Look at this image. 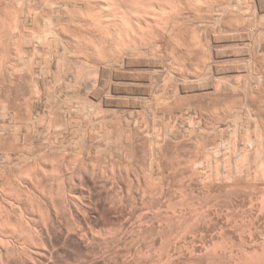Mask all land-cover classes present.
Listing matches in <instances>:
<instances>
[{
    "label": "bare ground",
    "instance_id": "bare-ground-1",
    "mask_svg": "<svg viewBox=\"0 0 264 264\" xmlns=\"http://www.w3.org/2000/svg\"><path fill=\"white\" fill-rule=\"evenodd\" d=\"M81 1L86 3L85 6H86L87 13H85V14L87 15L86 17L88 18V19L86 18V20H89V23H85V22L79 23L78 20H77L78 23H69L68 22L69 20L67 19L68 23L67 24L64 23V24H66V26H68L70 24L72 26H79L81 28L87 27L88 29L91 28V30L94 29L98 32L97 36H98V39L100 41L113 43L114 44L113 47L115 46V48H117L116 52L118 50V53H120V58L117 60L119 62V67L116 66L117 67L116 68L114 66L113 67L114 69L112 68L113 70L106 69L107 66L109 67V65L110 66L113 65L112 62H114V64L117 62V61L115 62L114 60L109 59V57H108L109 60L104 59L105 61H103V62L107 61L109 63H104V65L100 63L103 71L105 69V71H107L108 75L114 79L113 81L111 80L112 78L110 79L111 82H113L112 84L109 81H105V82H108V84L109 83L111 84V86L109 84V87H107V89H106V90H108L107 91L108 93H104L99 89H94L92 91H90V90L86 91L87 88L89 89L88 85L92 81V80H90L91 79L90 76L93 72L90 74L85 73L84 69L82 68L83 66L82 67L80 66L81 69H83L82 73L79 74L81 72V71L79 72V70H81V69H77V67H76V69L78 70L77 71L78 73L76 72L74 75H71V73H72V71H71L72 67H71V70H70L71 76H67V77L69 79H71L70 77H72V78H74L73 80H75V81L78 80V81L75 83L73 81L71 83L72 80L71 81L69 80L70 84H72V85H69L68 82H66V81L65 82L67 85H65V82L62 81V82H64L63 85H65V86H62V88L60 86L61 90L58 89V92L60 91L62 93V98L58 97L59 100L61 98L62 103L61 104L57 103V104L58 105L60 104L59 105L60 110L63 113H61V111H58V110H57V113L63 114L62 115L63 118L60 120V118H61L60 117L59 121H54L55 119L53 120V118L52 119L49 118L48 114L50 113V115H51L52 113H54L56 111V109L59 107L58 105L56 106L57 108L53 107L54 112H52V110H50V112H49V109H47V111H48L47 115H46V113H44L46 111V109H45L43 112L44 116L43 115H41V117L38 116L39 119H41V120H43L44 117L48 116V117H46V119L43 120L44 122L42 121V123H41L39 121V119L37 118L38 121L41 123L40 126H42V124H44L47 119L52 120L51 121L52 123L48 122V124H46V126L44 124V126H45V127L43 126L44 131L46 130L45 133H44V131H42L43 129L40 130V126L38 124L39 122L35 119V121H37V125L39 126L38 132L36 130L38 128H35L36 126H34L35 124L32 125V127H34V129L36 130L37 133H40L39 136L37 135L35 137L36 132L34 133V131H35L34 129H33L34 130L33 133H34L35 138L23 134L26 132V130L29 131L30 128L27 129V127H31V124L29 122H31V123L34 122V120L32 118L33 116L30 115V117L33 121H31V120L29 121L28 118H27L28 122L26 121L27 119L25 120L27 122V125L25 124L27 127H25L26 130L24 132L21 131L22 134L19 133L14 138H12L13 136H10L11 139H8L9 137L7 139L4 138L7 142V145L4 146V148L0 150V264H183L185 261L194 262L195 264H260V262H258V259L263 258V260H264V221L262 220V217L264 219V157H263L264 156V152H263L264 150H262L261 152H258V151H260L259 148L261 146H263V143H264V140L262 139L263 138L262 134H260V132L255 131L257 134L259 133V135H257V136L255 135V136L256 137L260 136L261 140L259 137L256 139V137L254 136V131L252 132L253 135H251V137L253 136L252 138L255 137L256 141L259 139L258 140L259 143L255 141V144H257V143H258V145L262 144L261 146H258V150H257V145H254L256 147V149L253 147L255 149V151L258 152V154L263 153L262 154L263 156H260V159H261V157H263L262 160L258 159L259 158V157H257L258 154L256 156L251 155L253 152L251 153L252 150L249 151V149H253L252 148V140H251L250 136L248 135L246 137L245 143H249L247 141H249V138H250L251 146L249 148V145H248V148H249L248 151L249 152L245 151L246 147H244L245 146V144L243 143L244 140L243 139L241 140V138H239L241 140V142L238 141V143H242V145L244 144V146L241 145L240 148H242V147L245 148L244 152H246L247 154L246 153L240 154L242 152L240 150L239 151L237 150L236 152H240L239 154L241 155L240 161H238L239 160L238 156L236 157V159H238L236 161H238L239 163L238 162L234 163L233 162L234 158H233V161H229L230 165H231V163L232 164L234 163L238 167L234 166V165L233 166L231 165V167H230L229 164H227L228 166L225 168L224 166L226 164L225 165L223 164L224 165L223 168L225 169L224 170L225 175H223L217 169L216 170L218 172L215 170V168H216L215 162L213 165H212V163H210L212 167L215 166L214 170L217 173L214 170L211 171L212 170L211 166H209V168L211 167V169H209V168L208 169L211 172H214L217 175V178L219 175L218 173H220L222 175V178H223V176H225V179L228 180L226 182V184L228 182H230L231 185L235 184L237 181H235V179L233 177L237 175L236 176V178H237L239 175L237 172H239V173L242 172L243 175H242V173L240 174L241 179H243V177H245L246 179L244 178L245 180H241L238 177L237 179H240V180H238V183H239V181L240 182L245 181V184L247 185V187H250L251 189L252 188L253 189H259L261 191V193L259 194L258 198H256V199L252 198L250 200L248 198L250 201L248 200L249 202L247 204L243 203V201H242V204L246 205L247 211H248L246 213L247 215L245 214L246 215L245 218H242V220H239L237 218V216H235V215H231L229 217L225 216L224 219H221L219 221V225L217 227H214L213 229H209L207 222L212 221V219L206 218L208 215L206 216V215H204V213L199 214V215L196 214L195 212L198 211L196 209H195L194 213H192V214H189V215L185 214L182 211V209L178 206L179 200L177 199L175 192L173 195H171L169 197L170 202H168V204L167 203L165 204L163 201L165 199H163V198L170 195V194H168L167 186L165 187L164 184L161 183V181H158L160 183H158V182L155 183L158 179H156V181H154L156 175L158 176L159 179L161 178L159 176H161L162 174L164 177V171H163L164 169H165V171H166V169L170 170L169 172H171V173L169 176H170L171 180L173 181V185H177V183H178L177 181L179 179L178 178L179 177V169L181 166H179L178 156H175L168 164L161 162L162 161L161 159H163V158H161V155H162L161 152H163L161 149H162V145H164V144H161L160 136L164 135V137H165V135H167V136L171 135L172 134L171 132H173L172 128L176 127V126H174L177 123L176 120H179V119L181 120V118L176 119V120L174 119L176 123H174V121L172 122L170 120H167V117H168L167 114H170V111L173 110L171 108L173 106L172 104H171V107H168L169 109L171 108L169 113H167V114L164 113L167 115L166 117L164 114L160 113L161 111L160 112L158 111L162 115L161 118L159 117L158 119H154V118H157V116L156 117L152 116L154 114V111H157L156 108H160V110H161L162 106L165 108L166 106L169 105L168 99L171 100V98H169L171 96V94H168L169 92H167V94H166V95H168L167 103H165L166 101L165 102L163 101L165 106L163 105V102L161 100L162 98L160 99V96H158L159 98L157 97V101H153V103L155 102L154 105L156 104V102H157V104L159 102L162 103V104L160 103L158 105L156 104L157 107L155 108V110H154L155 106H153V104L152 105L149 104L150 106H153V109H152L153 111H151V112H153V114L151 115L150 113H147V114H150V116H149V115H146V113H145L144 116L154 117V118H152V122L149 121L151 118H149V120H148V118H145L142 114L139 115V116H141L140 118L138 116L139 112L141 111L140 109L142 108L144 103H146L147 101L149 103V99H152L151 95H153L155 93H156V95H158L159 93L160 94L163 93V92H161L162 88H160L161 89L160 90L158 87L160 84L157 85V87H158L157 89L155 88L157 83L155 84V87L153 86L155 92L153 91V93H151L152 87H150V85H152L153 83L150 84V75H151L150 71L153 72L152 70H156V66L158 64L155 63L156 60H153V58L149 56L151 54V52L149 55H147V57L149 56L152 59H148V60H145V58H147V57H145L142 54V53H146L147 52L146 48L149 47V45H151V44H149V42L152 38L149 37V38H151L149 40L145 36L153 34V32H154L153 29L155 30V28H157L156 30H159L161 28V29H163V31H165L164 28L166 29L167 24H168L170 19H172L173 22L179 21L181 19H185L184 13H187V12H185L187 9H189V10L192 9L194 11V13L197 14L201 18L200 22H202V24L207 22V20L209 22L208 18H212L209 16V12H211V11H212V13L216 12V14H215L216 20L222 21V20L226 19L227 15H228V14L226 15V13L228 12V10H230L231 12L242 13L244 11V7H243L244 1L243 0H189L190 2L188 4H185V5H181L180 0H179L180 1L179 3H177L178 0L177 1L175 0L176 3L173 0V1H170V3H168V4H167V2H165V0H162V1L161 0H153V1L147 0V2H144L141 0H128L130 2H128V1L126 2L125 0H81ZM258 1H259V3H261V7L260 8L258 7V8L259 9L262 8V10L264 11V0H258ZM82 2H81V4H83ZM72 3H73V1H72ZM173 3H175V4H173ZM182 3H185V2H182ZM77 4L78 3L76 2V5ZM73 5H75V3ZM67 6H69V5L67 4ZM248 6H249V4H248ZM70 7H71V5L67 8L70 9ZM75 7L76 6H74V8ZM75 9H78V6ZM192 10H191V12H192ZM75 11H77V10H75ZM75 11H74V13L76 14ZM70 12L71 11H69V13ZM191 12H189V13L192 16ZM77 13H78V11H77ZM189 13H187V14H189ZM78 14H80V13H78ZM82 14H84V12H82ZM242 15H243V13H242ZM69 16L71 18V15H69ZM83 17H85V16L82 15V18ZM79 18H80V15H79ZM79 18H77V19H79ZM186 18H187V15H186ZM71 21H72V19H71ZM80 22H81V20H80ZM10 24L11 23H9V27L12 26V24L11 25ZM13 24L16 25V26L13 25L14 27L12 26L14 32L18 31L16 29H17V25H19V24H16V23H13ZM37 24H39V23H37ZM58 24H60V23H58ZM62 24H60V25L62 26ZM209 24L211 25V23H207V24L205 23V26H207V25L209 26ZM44 25L49 28V30H47V31H51L52 34H54V33L56 34V32H54V30H56V29H54L55 24L53 25V23H45ZM172 25H173V23H172ZM5 27H6V25H5ZM9 27L7 26V30L9 29L10 32L12 33L13 32L11 30L12 28L10 29ZM42 27H43V24H42ZM57 27H58V25L56 26V28ZM14 28H16V29H14ZM43 28H42V30L46 31V29L45 28L43 29ZM194 28H193V31H194ZM77 30L80 31V29H77ZM44 31H43V34H44ZM47 31H46V33H48ZM57 31H58V28H57ZM64 31L65 30L63 29V32ZM169 31L167 33H169ZM206 31L204 32V34L206 33ZM213 31H214V29H213ZM21 32L22 31H20V33ZM18 33H19V31H18ZM35 33L36 32H34V36L36 35ZM37 33H38L37 35H39V33H41V34L38 37L36 36V39L40 38L39 39V40H41L40 42L45 40L44 42L48 44V42H46V39H47L46 35L50 36L51 33H49V34L45 33V36H43V34H42V32H40V30ZM60 33H62V32L60 31ZM167 33H165V34H167ZM57 34H59V33L57 32ZM74 34H77V33H74ZM156 34H154V35H156ZM71 35H72V37H70V39H72V41L76 42L78 40V38L81 39L80 37H77V35L76 36L73 34H71ZM158 35H159V33L156 36H158ZM11 36H13V35H11ZM19 36L21 37L20 34H19ZM24 36H26V35H24ZM57 36L58 35H56L55 37H57ZM203 36H205V35H203ZM41 37L43 38V40L41 39ZM53 37H51V38L49 37L48 39L51 40ZM59 37H60V35H59ZM81 37H82V34H81ZM91 37H92V35H91ZM196 37H195V39H196ZM211 37H213V35L211 36V34H210V39H209L210 41H211ZM15 38H17V37H15ZM85 38L86 37H84V39H82V40H87V42H88L89 40L85 39ZM87 38H90V37L87 36ZM53 39H55L57 41L56 38H53ZM195 39H192V41H196ZM55 40H53V41H55ZM59 40H61V39H58V41ZM206 40H207V38H206ZM213 40H215V37H213ZM37 41L38 40H36L35 42H37ZM58 41L56 42L57 43L56 45H58V46L62 45V47H64L62 44L63 42L61 41L60 44H58ZM100 41L97 42V39H96V43L97 44L100 43L101 44L100 46L102 47L103 44ZM52 42H51V44L55 43V42H53V43ZM75 42H72V44L73 45L78 44V46H80L79 42L78 43H75ZM82 42H80V43H82ZM84 42L87 44L86 41H84ZM197 42H198V40H197ZM206 42H208V41H206ZM67 43L65 42L66 45L69 44V43L68 44ZM85 43H83V44H85ZM91 43H92V41L89 44H91ZM94 43H92L91 45H93ZM151 43H152V47H153V42L151 41ZM208 43H210V42H208ZM38 44H39V47L42 46V45L40 46L41 43H38ZM161 44L162 43H160V45ZM35 45H37V43H35ZM35 45L32 47L34 51H37L35 49H40L39 47L36 48L37 46H35ZM43 45L45 46V44H43ZM53 46L49 45L46 47L47 48L49 47L51 49V52L58 51V50H54V48L56 49V47L58 49V46H54V48H53L54 51H52ZM70 46L64 47V48L68 49ZM84 46H86V45H84ZM94 46H95V44H94ZM161 46L159 47V49L161 48ZM109 47L111 48V46H109ZM152 47L150 49H153ZM98 48L96 46L95 52L98 51ZM155 48L156 47H154V49ZM22 49H24V48H22ZM44 49H45V47H44ZM59 49L62 50L63 48L61 49V47H59ZM69 49L71 50V48H69ZM72 50H73L72 52H74L73 48H72ZM101 50H103V49H101ZM45 51H47V50L45 49ZM93 51L94 50L92 49V52ZM109 51H105V53L106 52L108 53V56L112 52V51H110V53H109ZM216 51L218 53V51H220V50H216ZM22 52H23V50L21 51V53ZM25 52H28V51H25ZM38 52H41V50ZM60 52H57L60 54H57L56 52L55 53H56V55H60V56L64 55L65 56L64 51H60ZM95 52H94V54H95ZM158 52H160V51H158ZM47 53H50V52L48 51ZM112 53H114V52H112ZM134 53H138V54L141 53V55L144 56L145 58L142 57L143 59H139L138 57H136L138 54L135 56ZM155 53H156V51H155ZM219 53L221 54L222 50ZM52 54H54V53H52ZM70 54H72V53H70ZM74 54H75V52L72 54V56ZM100 54L98 52V54H96V56L97 55L99 56ZM20 55L22 56V54H20ZM56 55L54 54V57ZM78 55H79V53H78ZM80 55H79V58H81ZM89 55H90V53H89ZM116 55L119 57V54H116ZM141 55H139V56H141ZM159 55H161V54H159ZM50 56H52V57H50ZM50 56H49L50 58L48 57V59L52 60L53 55H50ZM72 56H70L71 59H72ZM74 56L78 57L77 53ZM92 56H93V54H92ZM96 56H94V57H96ZM102 56L105 58L104 53L100 56V59ZM112 56L113 55H111V57ZM250 56H251V54H250ZM20 57H19V60L20 59L23 60L22 57L21 58ZM56 57H55V61H56ZM61 57H59L60 60H61ZM153 57H155V56H153ZM251 57H250V61L254 63V61L251 60ZM65 58H69V57H65ZM65 58H62V60L64 59V61H65L66 60ZM86 58H87V56L85 57V59ZM39 59H41V57ZM71 59H70V61H71ZM91 59H93V58L91 57ZM163 59H161V60H163ZM248 59H249V57H248ZM76 60L78 61L79 59H76ZM76 60H75V62H76ZM86 60H88V59H86ZM86 60L83 62H86ZM89 60H90V57H89ZM149 60H151V61H149ZM152 60L154 62H152ZM171 60H173V59H171ZM81 61H82V58H81ZM96 61L97 60L95 59L94 61L92 60L91 62L93 64ZM101 61L102 60H100V62ZM175 61L176 60H174L173 62H175ZM210 61H212V60H210ZM219 61H220V63H222L221 60H217V63ZM250 61L248 63H251ZM167 62H168L167 64L170 63L169 60ZM184 62H186V61H184ZM184 62L181 63V65L182 64L184 65ZM223 62H224V60H223ZM226 62H230V61H226ZM52 63H53V61H52ZM162 63H164V61ZM187 63H189V62H187ZM196 63H198V62H196ZM211 63H210V65H211ZM79 64L83 65L82 63H79V62L75 65H79ZM92 64H90V65H92ZM151 64H152V66H150ZM155 64H157V65H155ZM164 64H163V66L166 65V64L165 65ZM48 65L50 66L51 64H48ZM93 65H97V64H93ZM171 65L172 64L170 63V66ZM175 65H177V63ZM183 65L181 68L184 67ZM197 65L198 64H196L195 68H192V69H194L192 72H194L196 70L198 73L200 71V70L199 71L197 70V67H198ZM210 65H209V67H210ZM244 65L242 64L241 65L242 67L238 66L241 68V71L243 70L242 68ZM8 66L11 67V65H8ZM17 66L18 65H16L14 68L12 65V67L14 68V72L17 71V69H16ZM173 66L174 65H172V68L170 67V69L175 70L174 73L176 74V69H178V68H175V67L173 68ZM206 66H207V64H206ZM218 66L219 65H217L216 63L215 64L213 63V66L211 65V67L213 68L212 70L214 71V74L219 75V73H221V71L224 68H222L220 66L218 67ZM227 66L228 65H226V67ZM10 67H8V69ZM80 67H78V68H80ZM101 67L99 69H101ZM178 67H180V66L178 65ZM188 67H190V65ZM199 67H200V69L202 68L201 65H199ZM199 67H198V69H199ZM209 67H208V69H209ZM228 67L230 68V66H228ZM232 67L234 69L233 65H231V69H232ZM36 68L42 69V67H36ZM85 68H87V67H85ZM41 69H39L40 70L39 72L41 75L36 73L38 71L36 69L37 71L36 70H35L36 72L34 71L36 74L33 73L34 76L35 75H39L41 77L42 76L43 77L48 76V73H47V75L44 74V72H41V71H44V69L43 70H41ZM69 69H70V67H69ZM102 69H101V71H102ZM163 69H165V68H163ZM237 69L239 70V68H237ZM246 69H248V68H246ZM7 70H6V72H8ZM168 70L169 69H167V72L169 75L170 70L169 71ZM179 70L180 69H178L177 74H178ZM187 70H189V69H187ZM206 70H207V68H206ZM12 71H13V69L10 68V71L8 73L10 74V72H12ZM89 71H91V70L89 69ZM98 71H96V72H98ZM157 71L160 72L159 74H162V72H163L161 70H158V68H157ZM229 71H230V69H229ZM171 72H173V71L171 70ZM223 72L224 71H222V73ZM239 72H240V70H239ZM250 72H251V70L249 72L247 71L246 73L249 74ZM83 73H84L85 77H82ZM203 73H207V72L204 71ZM203 73L201 71V74H203ZM226 73H228V72H226ZM246 73H244L243 75L245 76ZM256 73H258V71ZM256 73H255V75H256ZM179 74H180V72H179ZM250 74H249V76H250ZM152 75H155V74H152ZM206 75L210 76L209 74H206ZM211 75H213V74H211ZM220 75L218 78L222 79L221 78L222 76L220 77ZM258 75H257V77H258ZM102 76H101V78L104 77V76L103 77ZM105 76L109 77L107 75H105ZM156 76H157V74H156ZM171 76H172V74H171ZM179 76H181V74ZM179 76L177 77V75H176V77L175 76L174 77L178 79ZM36 77H38V76H35V78ZM43 77H42V79L44 80L45 78H43ZM67 77H65V79H67ZM96 77H98V76H96ZM163 77L164 76H162V82L164 81ZM206 77H205V79L209 78V77H207V78ZM245 77H247V76H245ZM253 77H256V76L253 75ZM105 78H103V79H105ZM180 78H182V77H180ZM196 78H198V80ZM196 78H195L196 79L195 83L192 80H190L188 82V81H185V79L184 80L180 79L181 81L176 79L178 81V83L182 82V80L184 81L180 84L179 88L177 86L176 87L180 91L185 92L187 90L189 91V89H191V88H193L195 90L197 87L201 88L202 86L208 87L209 85L210 86L212 85V83L210 82V84H209L208 83L209 81L207 82V80L205 83L204 82L205 80H203V81L199 80L200 77H196ZM261 78L262 77L257 78V79H259V81H261L260 80ZM159 79H160V77H159ZM219 79H217V81ZM224 79H222V80H224ZM263 79L264 78H262V80ZM37 80H39V79H37ZM46 80L45 81L50 84L49 78ZM79 80L81 81V83L77 84V86H76V83H78ZM106 80H108V79H106ZM222 80H220V81H222ZM99 81L100 80L98 79L97 82H99ZM211 81H212V78H211ZM220 81H219V85L221 83ZM225 81L227 82L226 79H225ZM225 81H224V83H226ZM95 82L96 81H94V85H92L93 88L95 86H97L95 84ZM216 82H214V83H216ZM249 82L250 81H248L247 83H249ZM40 83L36 82V84L38 86ZM44 83L42 82V84H44ZM73 83H74L75 88L73 87ZM228 83L229 82H227V84ZM247 83H245V84H247ZM258 83L262 84L260 82H258ZM47 84H45V85L47 86ZM60 85H62V84H60ZM164 85L165 86L167 85V83H165V81L163 82V85H162L163 89L165 88ZM217 85H218V83H217ZM217 85L214 84L212 87L216 88ZM248 85L250 86V84H248ZM66 86H67V90H66ZM99 86H97V87H99ZM174 86L172 84V87H170V86L169 87L171 89H173ZM257 86H259V85H257ZM69 87H72L73 90L71 91L70 90L71 88H69ZM176 87H174V88H176ZM222 87H224V86H222ZM99 88H104V86L103 87L100 86ZM177 88H176V91H177ZM215 88H213V92H214V90H216ZM36 89L39 90L37 87H36ZM37 90H35L36 96L34 97V99L37 98V96H39V93H41V91H38L39 93H37L36 92ZM43 90H44V92H47L45 89H43ZM103 90L105 91V88ZM156 90H158V91L160 90V92H156ZM200 91L203 92L202 90H200ZM211 91H212V89H211ZM44 92L40 94V97H39L40 100H43L44 96L48 97L46 95V93L44 95ZM172 92H175V90L173 89ZM192 92H194V91H192ZM208 92L210 94V91H208ZM216 93H218V92H216ZM250 93H251V89H250ZM59 94L57 93L55 95H59ZM173 94L177 95L178 93L177 94L173 93ZM183 94L184 93H182V95ZM194 94H195V92H194ZM82 95H84V96H82ZM166 95H161V96L165 97V98L163 97V100L166 99ZM252 95H255V94L252 93ZM252 95H251V97H252ZM154 97H155V95L153 96V98ZM173 97L174 96H172V98ZM208 97H210V96L208 95ZM216 97H214V98H216ZM49 98H51L50 95L48 98H45V99L49 100ZM178 98H181V97H178ZM182 98L184 99L185 97H182ZM142 99L143 100L145 99L146 102L145 101L143 102ZM186 99L187 98H185V100ZM218 99H221V98L218 97ZM261 99H262V101H264V97H262ZM8 100H9V98L7 99V101H5L6 102L5 105L7 104V108L2 107V110L4 109V114H5L4 116H6V118H7V115L5 113V110H7L6 112H8L10 109V105H11V104L8 105L9 104ZM48 100H47V102L49 104ZM154 100H156V99H154ZM202 100H203V98H202ZM54 101L57 102L58 100H54ZM171 101L174 102L175 100L173 99ZM246 101H249V100L247 99ZM262 101L260 100L261 103H262ZM44 102H45V100H43V103ZM47 102H45V103H47ZM94 102H95V104H98V105H95V106H97L96 108L94 107V104H93ZM142 102H143V105H142ZM175 102H177V101H175ZM186 103H187V101H186ZM34 104H35V101H34ZM166 104H168V105H166ZM217 104H220V103H217ZM5 105H3V106H5ZM38 105H41V104H38ZM47 105H46V107H47ZM99 105H100V107H102V106L105 108L111 107L112 109L113 108L115 109L116 107H118V110L120 108V110L122 111L123 114L121 113V114L117 115L116 113L118 110L113 109V112H115L117 110L115 113L112 114V116H114V114H115V116L117 115L114 118V117L109 115L110 114L109 112H108L109 114L107 113V110L109 108L108 109L106 108V110L103 108V110H101ZM149 105H148V107H149ZM212 105H213V103H212ZM223 105H224L223 103H222V105H219L220 106L219 108L224 110ZM243 105H246V103H244ZM185 106H182L181 108H183ZM234 106H236L237 108L239 107L237 105H234ZM98 107L100 109H97ZM187 107H185V108L188 109L190 107V105L188 108ZM197 107L195 109L198 110L197 112L200 116V115H202V113L201 114L199 113L200 109H197ZM215 107H217V106H215ZM225 107L227 108L228 111H230V110L232 111V109H233V108L232 109L229 108L228 103L226 104ZM240 107H239V109H240ZM48 108H50V107L48 106ZM54 108H55V110H54ZM147 108H143V110H146L147 112H149L148 111L149 109H147ZM149 108H152V107H149ZM193 108L194 107H192V109L191 108L188 109V111H190V110L193 111ZM247 108H248V106H247ZM263 108H264V106H263ZM263 108H262V110H263ZM175 109H177V108H174L172 114H174ZM213 109H214V107H213ZM213 109H211V110L207 109V111H214L215 109L214 110ZM239 109L236 110L234 108L233 111L235 113H233V112L230 113L231 116H233L232 114H235V118L236 117L239 118V116H238V113H239L238 111H240ZM244 109H246V107ZM248 109H250V108H248ZM12 110H13V108L10 111H12ZM109 110H111V109H109ZM134 110H136V111L140 110L137 114L138 117L136 116V114L135 115L132 114V113H137V112H134ZM143 110H142V112H145ZM235 110L238 112L237 116H236ZM252 110L254 111V109L251 108V111H249V112H252ZM216 111L222 112V110H219V109ZM216 111H214V112H216ZM241 111H242V109H241ZM257 111H258V109H257ZM158 112H157V115H158ZM180 112H179V110L176 112V114L180 117L189 116L183 120H186L188 118L187 120L190 121L192 119L191 118L192 116H194V117L196 116V118H198L196 111H194L196 115H192V116L190 115V113H187L185 115L183 112H186V111H183V110L181 112V115L184 114L185 116H181V115H179ZM221 112H217V113H221ZM225 112L226 111L224 110V113ZM242 112L244 113L245 110ZM10 113L13 114V112H10ZM10 113H8V114H10ZM130 113L132 114V116L130 115ZM206 113L208 116L211 115V116H209L210 118L214 114L211 112H209V114H208V112H206ZM224 113H221L219 115L220 117L219 116L218 117L221 118L222 114H224ZM254 113H255V111H254ZM172 114H171V116H172ZM216 114H214L213 118H211L213 123L215 121L214 117H216L215 116ZM246 114L248 116H245V117H249L248 112ZM224 115H225V117L223 116L224 118L229 117L231 120L234 119L233 121H231V123L236 121V119L234 117L231 118L230 115H228L227 117H226L227 114H224ZM51 116H53V115H51ZM94 116H96V117H94ZM171 116L169 115V117H171ZM240 116H241V112H240ZM253 116H251V117H253ZM142 117H144V119ZM163 117H164V119H163ZM174 117L176 118L177 116L174 114ZM218 117L216 119L220 120ZM10 118H9V120H10ZM34 118H36V117H34ZM57 118H56V120H57ZM165 118L167 121H161L162 119L165 120ZM171 118H168V119H171ZM229 118H227L226 120H228ZM238 118H237V120H238ZM241 118H243V117L241 116ZM241 118H239V120H242ZM255 118H256V114L254 116V119ZM257 118L259 119L260 116ZM257 118H256V120H258ZM145 119H147V120H145ZM153 119L156 120L157 122L159 120L160 123L153 122L154 121ZM199 119L200 118H198V120L196 119L198 126H200V123L202 122L201 119L200 120ZM230 119L228 120L229 122H230ZM248 119H247V121H245L246 119L244 120L245 121V124L243 123L244 129L239 127L242 125L241 123L243 121H241V123H240L241 125L238 126L240 130L243 129L245 131V129L251 128V127L247 126V124L250 125L249 120L251 118L249 120ZM254 119L253 118L251 119L252 120L251 124L254 123L253 122ZM14 120H18V119H16V117H15ZM192 120L194 121V123ZM192 120H191V122L196 126L197 124L195 123L196 122L195 119H192ZM224 120L225 119H223V121ZM256 120H254L255 123L258 122V121L256 122ZM263 120L264 119L262 118L261 126H262V124L264 125ZM5 121H6V119H5ZM47 121H49V120H47ZM6 122L9 123L7 125H11L10 122H12V121L9 122L7 120ZM15 122L13 121L14 124H16ZM179 122H181V121H179ZM216 122H217V120H216ZM28 123H29V126H28ZM186 123H187V121H186ZM192 123H191V125H193ZM202 123H204V122H202ZM202 123H201V125H204ZM207 123H208V121H207ZM22 124H24V122L22 123V121H21L20 125L24 127L25 125H22ZM178 124H179V126L180 125L184 126L183 125L184 123L183 124L178 123ZM188 124L190 125L189 122H188ZM18 125H19V123L16 126H18ZM194 125L192 126V129L194 131L197 130V133L200 131L199 134L202 132V134L205 135L206 138H207L206 135H208L210 131L211 132L213 131V133H215L214 130L216 128L215 129L212 128L213 130H211L207 126V128H209L210 131L208 132V134H206L205 132L202 131L204 126L202 127V130H198V129H196L198 127L196 126V128H195ZM217 125H219V126H217ZM217 125L215 124L214 127H217V129L219 130V128L221 127L220 126L221 123L220 124L218 123ZM6 126H5V128H3L4 130H7L6 129L7 127H8V130H9V128H11L9 126H7V127ZM14 126L12 125L11 130L16 131V128L21 127V126L20 127L15 126L16 128L13 129ZM223 126H226L223 128L224 130H225V128L231 130V128H227L228 126H230L229 124H228V126L222 124V127ZM245 126H247V127L245 128ZM250 126H252V125H250ZM257 126L259 127V124L254 126V129ZM32 127H31V129H32ZM185 127H187V126H185ZM210 127H212V125ZM184 128H183L182 132H184ZM221 128H220V132L223 133V131H221ZM262 128L259 127L256 130H258V129L261 130ZM31 129H30V132H28V134L29 133L32 134ZM177 129H178V127H177ZM177 129L175 128V130H177ZM206 129H204V130L208 131ZM217 129L215 131H217ZM232 129L236 130L238 128L234 127ZM252 129H253V126H252ZM1 130L2 129H0V132H1ZM4 130H2V131H4ZM8 130H7V132L5 131L7 135L9 133ZM189 130L191 131V133L194 134V132L191 130V128H189ZM189 130H188V132H189ZM185 131L187 132V130H185ZM226 131H229V130H226ZM262 131L263 130H261V132ZM19 132H20V130H19ZM42 132L44 133L43 135L41 134ZM186 132H185V134H186ZM218 132L219 131H217L216 133H218ZM231 132H234V131L231 130ZM235 132H237V130ZM238 132H242V131H238ZM238 132L234 133V135L239 134ZM1 134H3V133L1 132ZM11 134L13 135V133H11ZM16 134H17V132H16ZM188 134L191 137V134L190 133H188ZM188 134L185 135V138H188V137H186ZM202 134L199 135L200 137L198 136V134H197V136L202 139V138H204L202 136ZM210 134L212 136V133H210ZM40 135H42V136H40ZM263 135H264V133H263ZM32 136H33V134H32ZM195 136H196V134H195ZM168 137H170V136H168ZM173 137H175V133H173L172 138ZM209 137H210V135H209ZM212 137H210V141H213V140H211ZM182 138H184V136ZM185 138H184V140H185ZM193 138H195V137L193 136ZM206 138L201 140V141H203L200 143V144H203L202 146H204V140H206ZM169 139H171V138H169ZM176 139L177 138H175V140ZM234 139L236 140V138H234ZM145 140L148 141V143L150 144V149H151V153L149 152L151 155L149 154L150 156H148V157H150L148 160L149 163H147L148 167H145V164H144L145 159H143L142 156H139V157L136 156L135 159L133 158V154H134L133 152L135 149L133 147V145H135L134 143L137 141L143 143V142H145ZM189 140H191V139H189ZM223 140H224V138H223ZM229 140H230V142L232 141L231 139H229ZM237 140H238V138H237ZM237 140L235 141V143H237ZM1 141H3V140H1ZM182 141H183V139H182ZM192 141H193V139H192ZM217 142H219V141H217ZM183 143L184 142H182L181 144H183ZM189 143L190 142H188V144ZM197 143H199V142L197 141ZM208 143L211 144V142H208ZM235 143H234V145H235ZM149 144H147V146ZM181 144H179V145H181ZM192 145H193V143H192ZM231 145L232 144L230 143V146H228V147L233 148L234 145L233 146H231ZM195 146L197 147L196 144H195ZM206 146L207 145L205 144V147H203V150H204V148H206ZM215 146H217V145H215ZM220 146H222V145H220ZM19 147H22L25 150H23V149L21 150V148H19ZM238 147L236 148V145H235L234 148L238 149ZM181 148H183V147H181ZM197 148H199V145ZM150 149H148V150H150ZM223 149H224V147H223ZM223 149L221 148V150H223ZM260 149H262V147ZM201 150H202V147H201ZM215 150L218 152L219 148L217 147ZM230 150H232V149H230ZM102 151L104 153H102ZM141 151H140V153H141ZM181 151H182V149H181ZM211 151H213V150H208V151L206 150L205 151L204 156H205V154H207V155L205 156L206 160H204V161L210 162L212 159H214V158H212L214 156L209 157L213 153V152L211 153ZM228 151H229V149H228ZM197 152L199 153L198 150H197ZM208 152L210 154H208ZM223 152H225V151H223ZM230 152H232V151H230ZM233 152H234V149H233ZM97 153L102 154L101 156L104 155L103 158H106V159L108 158L107 159L108 163L106 162L107 165L105 164V166H103L101 164V162L106 161V159H104V161H102V159L99 162L96 161L97 160V158L95 159L96 155H93V154H97ZM146 153H147V151H146ZM227 153L226 152H225V154L223 153L224 155L228 156V157L225 156L228 158V159L226 158V160H229L231 158V156H234V155L236 156V154L233 155L232 153H231V155L229 153V155H230L229 156ZM248 153H249V155H251L254 158L257 157L258 161H261L260 162L261 164L259 163L260 168L258 167V165H256L257 163H255L256 169H253L255 167H252L253 166L252 164H250L251 166L248 164L249 163L248 162L249 156L246 157L247 161H245L244 164L242 163V161H244V160H242L243 159L242 155L247 156ZM98 154H97V156H98ZM217 154H220V153H217ZM217 154H215L216 156H218V158L216 157V161L219 158H222L221 160L224 161L225 157H223V154H222V157H220L221 154L220 155H217ZM254 154H256V153H254ZM178 155H179V153H178ZM198 155L201 156L202 153L201 154L199 153ZM198 155L196 153L197 157H199ZM93 156H95V157L93 158ZM143 156H144V154H143ZM173 156H174V154H173ZM189 156H190V154L188 155V157ZM207 156L209 157V160L207 159L208 158ZM197 157H194V158H197ZM205 157H203V159ZM129 159L133 160L134 166L131 163L132 161L131 160L129 161ZM170 159H168V156H167V159H166L167 162ZM192 159H193V157H192ZM250 159H252V158H250ZM253 159L251 161L250 160L249 161L250 162H252V161L256 162L257 161V160L255 161V159L254 160ZM94 160L97 163L93 164ZM226 160L224 161L225 163L228 162ZM231 160H232V158H231ZM199 161H200V159H199ZM214 161H215V159H214ZM195 162H197V161H195V159L193 160V162L191 161V163H193V164ZM200 162H202V160ZM254 162H253V164H254ZM98 163H100L101 167L95 165ZM183 163H182V165L189 164V167H190L191 163H186V164L185 163L183 164ZM217 163H218V161H217ZM240 163H242V164H240ZM197 164H200V163H197ZM210 164H208V165H210ZM219 164L221 165L220 162H219ZM239 164H240V167H239ZM94 165H95V167H93ZM206 165H207V163H206ZM208 165H207V167H208ZM241 165L242 166L244 165V167L246 166V168L244 169V167H242ZM195 166L196 165H194V167ZM247 166H248V168H247ZM96 167H98L99 169H96ZM194 167H191V168H194ZM197 167H198V165L196 166V168L194 170L192 169V171H195L197 169ZM217 168H220V166L219 167L217 166ZM223 168H222V173H223ZM239 168H243V169L240 170ZM200 169L202 170V168H200ZM203 169H204V167H203ZM251 169H253V170H251ZM203 171H205V169ZM210 171H209V173H211ZM196 172H198V170H196ZM206 172H207V169H206L205 173ZM194 173L192 174L193 180L195 178ZM200 173H201V171H200ZM207 173L204 176L205 179H208V178L210 179L214 174V173H212V176L209 177L211 174L209 175V173H208L209 176H206ZM197 174H199V172ZM204 174H202L201 176H203ZM154 175H155V177H154ZM221 175H219V177H221ZM166 176L169 177L168 173ZM197 176H200V175H197ZM187 177H188V173H187ZM73 178L76 179V182L79 183V185L85 184L87 187H90L89 189L88 188L87 189L88 190L91 189V192H90L91 194H88L87 196L90 197L89 195H91V198L94 199L93 202L88 201L89 202L88 204H84V202L82 203V202H80V200L77 199L78 194H76L74 192L72 193V190H71L72 188H74L76 186L75 182H74L75 186H73V182H72V181H74ZM247 178H249V180ZM191 179H189V180H191ZM211 179H210V181H212V183H213L214 181ZM225 179H220V181L221 180L224 181ZM214 180L218 181L216 179V177ZM246 180H248V181L246 182ZM201 181H200V183H201ZM203 181H204V179H203ZM207 181H206L207 183H210L209 180H207ZM216 181H215V183H216ZM222 181L218 182V183H222ZM166 183H169V180ZM179 183H181V181H179ZM203 183H205V182H203ZM185 184H186V182H185ZM80 186L79 187L76 186V190L78 188H80ZM182 186L183 185H181V189H182ZM229 186H230V184H229ZM234 186H236V185H234ZM98 187H99V189H98ZM109 187L113 188L112 193H109L108 190L105 189V188H108L109 190H111V188H109ZM84 188H82V190H84ZM236 188H238V187H236ZM174 189L175 188L173 187V190ZM231 189H232V186H231ZM245 189L246 188H244V191H245ZM173 190H172V192H173ZM176 190L177 189H175V191ZM179 190L176 191V193L179 192ZM228 190H229V188H227V190L224 189V191H228ZM239 190H241V189L239 188ZM85 191H86V189H85ZM80 192H81V190H80ZM204 192H205V190H204ZM86 194H87V191H86ZM215 194H216V192H215ZM178 195H180V194H178ZM80 196H78V197H80ZM81 197H83V196H81ZM84 198L83 199L81 198V201L82 200L84 201ZM250 198H251V196H250ZM184 199H185V197H184ZM221 199H220V201H221ZM224 199H225V197H224ZM189 202H191V201H189ZM212 204H213V202H212ZM237 204H239V203H237ZM206 205H205V207H206ZM180 206H183V205L180 204ZM236 207H237V205H236ZM237 208H235V209L233 208V209L236 210ZM187 210H189V209H187ZM204 210H207V209L204 208ZM223 210H224V208H223ZM215 211H216V209H215ZM226 211L227 210L225 209V212ZM239 214H240V212H239ZM261 220L263 221L262 224L260 223ZM253 222H255V223H253ZM254 224H256V225L253 226ZM197 238L203 239V240L196 242L195 240ZM187 239H190V242H191L190 249L188 246H187L188 248H186V245L189 243V242L187 244L185 243L187 241ZM184 243H185V245H184ZM184 246L186 248L185 252H184ZM194 263H190V264H194ZM263 263H261V264H263Z\"/></svg>",
    "mask_w": 264,
    "mask_h": 264
},
{
    "label": "rangeland",
    "instance_id": "rangeland-1",
    "mask_svg": "<svg viewBox=\"0 0 264 264\" xmlns=\"http://www.w3.org/2000/svg\"><path fill=\"white\" fill-rule=\"evenodd\" d=\"M72 1H73V3H72ZM0 0V129H2V130H4L3 128H5V126L7 125V124H9V123H7L6 121L8 120L9 122L10 121H12V122H10V124L11 125H7V126H9V127H11V128H9V130H8V127L6 128L7 130H8V135L6 134V132H7V130H4V131H2L1 130V132L3 133V134H1V132H0V150L1 149H3L4 148V146H6L7 145V142H6V140L4 139V138H8V139H11V137L10 136H13L12 138H14L16 135H18L19 133L20 134H22V132H24L26 129H25V127H27L26 125H27V122H28V119H29V121L31 120V121H33L34 120V122H29L30 124H31V127H32V125H34V126H36L35 128H38V129H36L37 130V132H38V130H39V126H40V124L42 123V121L44 120V119H46V117H48V116H46V117H44V119L43 120H41V119H39V117H41V115H43L44 116V113H46V115H47V113H48V111H47V109H49V112H50V110H52V112H54L53 111V107H55V108H57L56 106L58 105L57 103H62V100H61V98H62V93L59 91L58 92V89H60L61 90V88H62V86H65V85H67L66 84V82H68V84L69 85H72V84H70V81H71V83L74 81V83L75 82H77V81H75V80H73L74 78H72V77H70L71 79H69L67 76H71V75H74L78 70L77 69H81V67L84 69V72L85 73H88V74H90V73H92L91 74V76H90V80H94V81H96L95 82V84L97 85V86H104V88H105V91L103 90L104 88H99V87H97V86H95L94 88H93V86L92 85H94V81L92 82L91 81V83L88 85L89 86V89L87 88L86 89V91H88V90H90V91H92V90H94V89H99V90H101L102 92H104V93H108L107 91L108 90H106L107 89V87H109V84L111 83H113V82H111V80L113 81L114 79L111 77V76H109L108 75V73H107V71H105V69H104V71H103V69H102V67H101V64H103L104 65V63H109V62H103V61H105L104 59H106V60H109V59H111V60H114L115 62L120 58V53H118V50H117V52H116V49L117 48H115V46L113 47V43H108V42H103V41H100L99 39H98V32L96 31V30H94V29H92L91 30V28L90 29H88L87 27H79V26H72V25H68V26H66V24L69 22V23H89V20H86V14L85 13H87V10H86V6H85V2H82L81 0ZM126 2L128 1V0H125ZM141 1H144V2H147V0L145 1V0H141ZM148 1H153V0H148ZM162 1V0H161ZM170 1H173V0H165V2H167V4L168 3H170ZM177 1V0H176ZM176 1L174 0V2L176 3ZM181 1V2H180ZM178 0L177 1V3H181V5H185V4H188L190 1L189 0ZM244 2H243V7H244V11L242 12L243 13V15H242V13H237V12H231L230 10H228V12L226 13V15H227V17H226V19H224V20H216V12H213L212 13V11L211 12H209V16L210 17H212V18H208L209 19V22H208V20H207V22H205L206 24L207 23H211V25L209 24V26L207 25V26H205V23H203L202 24V22H200L201 21V18L197 15V14H195L194 13V11L192 10V12H191V10H189V9H187L185 12H187V13H189V12H191L192 13V16L190 15V13L189 14H187V13H184V16H185V19H181V20H179V21H176V22H173L172 21V19H170L169 20V22H168V24H167V27H166V29L164 28V30L166 31H163V29H159V30H156L157 28H155V30L153 29V34H150V35H146L145 37L147 38V39H151L150 40V42H149V44H151V45H149V47H147L146 48V50H147V52L146 53H142L145 57H147V55H149L150 54V52H151V54L149 55L150 57H152L153 58V60H156L155 61V63H157V64H155V65H157L156 66V70H152L153 72H151L150 71V74L152 75V74H155V75H150V84H152V85H150V87H152L151 88V93H153V91H154V88H153V86L155 87V84H156V89L159 87V89L160 88H162V90H161V92H163L162 94H158V95H156V93L155 94H153V95H151V98L152 99H149V103H148V101L146 102V100L144 99H142V101L144 102H146V103H144V105H143V102H142V108L140 109V110H138V111H136V110H134V112H137V113H132V114H136V116H137V114H138V112H139V114H138V116L140 115V114H142L143 116L145 115V113H146V115H149L150 116V114L152 115L153 114V112H151V111H153L152 109H153V106H155L154 107V110H155V108L157 107L156 106V104H157V102H156V104L154 105V103H153V101H157V97L158 96H160V99L162 100V102L164 101H166L165 103H167V97H168V95H166L167 94V92H169L168 94H171V96L169 97V98H171V100H175V101H177V102H172L170 99H168L169 101H168V104L170 105H168V104H166V105H168V106H166L167 108L168 107H171V104L173 105L171 108L174 110V108H177V109H175V111H174V114L177 116L176 118L174 117V114H172L173 113V110H171V108L168 110L166 107L164 108L162 105V107H161V110H160V108H156V110L157 111H154V114L152 115V116H157V118H154V117H148V116H144L145 118H148V120H149V118H151L149 121H151L152 122V118H154V119H158L159 117L161 118L162 117V115L160 114V113H162V114H164V113H169V111H170V114H167L168 115V117H167V120H170V121H174V123H176V125H174V126H176L175 128L177 129V127H178V129L177 130H175V128L173 127L172 129H173V132H171L172 134L171 135H168V136H170V137H168L167 135H165V137H164V135H161L160 136V139H161V144H164V145H162V151L163 152H161V158H163V159H161L162 161V163H169L175 156H178V159H179V166H181L180 167V169H179V179H178V183H177V185H173V181L171 180V178H170V173L171 172H169L170 170H168V169H166V171H165V169L163 170L164 171V177H163V174L161 175V176H159V177H161L160 179L158 178V176L156 175V177H155V175H154V177H155V179H154V181H156V179H158L155 183H157L158 181H161V183H163L164 184V186L166 187L167 186V189H168V194H170V195H168V196H166V197H164L163 199H165V200H163L164 201V203L166 204H168V202H170L169 201V197L171 196V195H173L174 194V192H175V195L177 196V199L179 200H177L178 201V206L182 209V211L185 213V214H187V215H189V214H192V213H194V211H195V209L196 210H198V211H196L195 213L196 214H203L204 213V215H208L206 218H208V219H212V221H209V222H207L208 223V228L209 229H213L214 227H217L218 225H219V221L221 220V219H224L225 218V216L226 217H229V216H231V215H235V216H237V218L239 219V220H242V218H245V216L247 215L246 213L248 212L247 211V207H246V205H244V204H242V201H243V203H248L252 198L253 199H256V198H258V196H259V194L261 193V191L259 190V189H251L250 187H247V185L245 184V181L244 182H240L239 181V183H238V180H240L241 179V176H240V174L242 173H239V172H237L239 175H238V177L240 178V179H237L236 178V176H234L233 178L235 179V181H237L235 184H232L231 185V183L230 182H228L227 184H226V182L228 181L227 179H225V176H223V178H222V175L221 174H223V175H225L224 173H225V169L223 168V166L226 168L228 165L227 164H229V161H233V158H234V163H237L238 161H240V157H241V155L240 154H245L246 152H244V149L245 148H240V146L242 145V143H238V141L239 142H241V140L243 139L244 141H243V143L245 144V146H244V144L242 145V146H244V147H246V149H245V151H247V152H249L250 150H252L251 151V155H253V156H256L257 154H258V152H261L262 150H264V143H263V146H261V145H258V143H259V139L256 141L255 140V137L257 136V135H259V133L257 134L256 132H260V134H262V136H263V140H264V135H263V133H264V125L262 124V126H261V123H262V118L264 119V108H263V106H264V101H262V97H264V79L262 80V78H264V11L262 10V8L261 9H259L260 7H261V3H259V1L258 0H243ZM76 2L78 3L77 5H76ZM81 2L84 4H81ZM128 2H130V1H128ZM182 2H185V3H182ZM187 2V3H186ZM247 2V3H246ZM75 3V5H73ZM175 3H173V4H175ZM67 4L70 6L71 5V7H70V9L69 8H67V7H69V6H67ZM172 4V3H171ZM248 4H249V6H248ZM73 5V6H72ZM74 6H78V9H75L74 8ZM83 7V8H82ZM191 7V6H190ZM249 7V8H248ZM259 7V8H258ZM77 10L78 11V13H80V14H78L77 13V11H75V10ZM68 10V11H67ZM76 12V14L74 13V11ZM80 10V11H79ZM69 11H71L70 13H69ZM214 11V10H213ZM82 12H84V14H82ZM69 13V14H68ZM72 13V14H71ZM74 13V14H73ZM83 16H85V17H83L82 18V15ZM241 14V15H240ZM69 15H71V18H70V16ZM74 15V16H73ZM79 15H80V18H79ZM186 15H187V18H186ZM241 17H240V16ZM68 16V17H67ZM197 17V18H196ZM77 18H79V19H77ZM237 18V19H236ZM69 21H68V20ZM71 19H72V21H71ZM75 19V20H74ZM84 19V20H83ZM88 19V18H87ZM188 19V20H187ZM77 20H78V22H77ZM80 20H81V22H80ZM83 20V21H82ZM68 21V22H67ZM215 21V22H214ZM9 23H11L12 24V26L14 25V26H16L15 24H13V23H16V24H19V25H17V29L16 28H14V29H16V30H18L19 31V33H18V31H15L14 32V30H13V28H12V26L11 27H9ZM37 23H39V24H37ZM45 23H53V25L55 26V28L54 29H56V30H54V32H56V34L54 33V34H52L51 33V31H47V30H49V28L48 27H46L44 24ZM58 23H60V24H62V26L60 25V24H58ZM64 23H66V24H64ZM172 23H173V25H172ZM8 24V25H7ZM10 24V25H11ZM42 24H43V27L46 29V31L48 32V33H46V31H44V30H42ZM5 25H6V27H5ZM58 25V31H57V28H56V26ZM7 26L13 31L12 33L10 32V30L8 29L7 30ZM13 26V27H14ZM20 26V27H19ZM62 29H60V28ZM195 27V28H194ZM43 28V29H44ZM48 28V29H47ZM169 28V29H168ZM193 28H194V31H193ZM205 30H204V29ZM63 29L65 30L64 32L66 33H64L63 32ZM68 29V30H67ZM77 29H80V31L79 30H77ZM213 29H214V31H213ZM40 30V32H42V34H43V31H44V34H43V36H45V33L46 34H49V33H51L50 34V36H48V35H46L47 36V39L50 37H53V38H56L57 39V41H58V39H61V40H59L58 41V44H60V42L62 41L63 43V46L64 47H68V46H70L69 48H71V50L68 48H64V47H62V45L61 46H58V45H56L57 43V41L55 40V39H53V40H55V41H53L52 39L51 40H47L46 38V42H48V44L47 43H45L44 41H42V42H40L41 40H39L38 38L36 39V36L38 37L41 33H39V35H37L38 33V31ZM42 30V31H41ZM62 32V33H60V31ZM170 30V31H169ZM207 30V31H206ZM20 31H22L21 33H20ZM72 31V32H71ZM78 31V32H77ZM83 31V32H82ZM85 31V32H84ZM89 33H88V32ZM158 31V32H157ZM162 31V32H161ZM169 31V33H167ZM206 31V33L204 34V32ZM209 31V32H208ZM34 32H36L35 34V36H34ZM57 32L59 33V34H57ZM71 32V33H70ZM92 32V33H91ZM14 33V34H13ZM18 33V34H17ZM23 33V34H22ZM74 33H77V34H74ZM159 33V35L158 36H156L157 34ZM165 33H167V34H165ZM214 33V34H213ZM218 33V34H217ZM19 34L21 35V37L19 36ZM65 34V35H64ZM68 34V35H67ZM71 34H73V35H77V37H80L81 39H79L78 38V40L75 42V41H72V39H70V37H72V35ZM81 34H82V37H81ZM154 34H156V35H154ZM210 34H211V36L213 35V37H215V40H213V37H211V41L209 40L210 39ZM11 35H13V36H11ZM17 35V36H16ZM24 35H26V36H24ZM56 35H58L57 37H55ZM59 35H60V37H59ZM67 35V36H66ZM70 35V36H69ZM86 35V36H85ZM91 35H92V37H91ZM203 35H205V36H203ZM219 35V36H218ZM17 37V38H15V37ZM42 36V35H41ZM42 36V37H43ZM87 36L88 37H90V38H87ZM193 36V37H192ZM198 38H197V37ZM13 37V38H12ZM41 37V39L43 40V38ZM84 37H86L85 39H88L89 41L87 42V40H82V39H84ZM149 37H151V38H149ZM155 39H154V38ZM195 37H196V39H195ZM63 38V39H62ZM97 39V42H102V47L100 46L101 44L100 43H96V39ZM195 39L196 41H192V39ZM205 38V39H204ZM206 38H207V40H206ZM36 40H38L37 42H35ZM65 40V41H64ZM83 42H82V41ZM92 41V43H94L95 44V46H94V44L93 45H91V44H89L91 41ZM197 40H198V42H197ZM55 42V43H53V42ZM84 41H86L87 42V44L84 42ZM151 41L153 42V47H152V43H151ZM155 41V42H154ZM206 41H208V42H210V43H208V42H206ZM51 42L53 43V44H51ZM65 42L68 44V45H66L65 44ZM72 42H75V43H78L79 42V45L80 46H78V44H72ZM80 42H82V43H80ZM158 42V43H157ZM35 43H37V45H35ZM38 43H41L40 44V46L42 47H39V44ZM50 43V44H49ZM83 43H85V44H83ZM156 43V44H155ZM160 43H162L161 45H160ZM208 43V44H207ZM43 44H45V46L43 45ZM65 44V45H64ZM37 46L36 48H40V49H35V50H37V51H34L33 50V46ZM58 46V49H57V47H56V49L54 48V46L52 47V51H54V50H58V51H54V52H51V49L49 50L46 46ZM84 45H86V46H84ZM90 45V46H89ZM105 45V46H104ZM107 45V46H106ZM158 47H157V46ZM209 45V46H208ZM212 45V46H211ZM26 46V47H25ZM45 47V49L47 50V51H45V49H44V47ZM77 46V47H76ZM90 48H89V47ZM96 46H97V48H98V51L97 52H95L96 51ZM104 46V47H103ZM109 46H111V48L109 47ZM161 46V48L159 49V47ZM59 47H61V49L62 50H60L59 49ZM82 47V48H81ZM87 47V48H86ZM153 48V49H150V48ZM154 47H156L155 49H154ZM163 47V48H162ZM22 48H24V49H22ZM29 48V49H28ZM35 48V47H34ZM53 48H54V50H53ZM72 48L74 49V52H75V54L74 55H76V53H77V56L78 57H76V56H72V54L74 53V52H72L73 50H72ZM78 48V49H77ZM86 48V49H85ZM113 48V49H112ZM27 49V50H26ZM66 49V50H65ZM92 49L94 50L93 52H92ZM101 49H103V50H100ZM105 49V50H104ZM112 51V52H114V53H110V51ZM23 50V52L21 53V51ZM28 51V52H25V51ZM33 50V51H32ZM41 50V52H38V51H40ZM115 50V51H114ZM145 50V51H146ZM152 50V51H151ZM216 50H220V51H218V53H217V51ZM221 50H222V53L220 54L219 52H221ZM30 51V52H29ZM50 52V53H47V52ZM60 51H64V53H65V56L64 55H56V53L57 52H60ZM71 51V52H70ZM105 51H109V56H108V53L106 52L105 53ZM149 51V52H148ZM154 51V52H153ZM155 51H156V53H155ZM158 51H160V52H158ZM216 51V52H215ZM20 52V53H19ZM56 52V53H55ZM68 52V53H67ZM72 53V54H70V53ZM82 52V53H81ZM88 52V53H87ZM94 52H95V54H94ZM98 52H99V56L97 55L96 56V54H98ZM104 53V56H105V58L102 56L101 57V59H100V56ZM154 54H153V53ZM52 53H54L57 57L59 56V57H61V60H60V58L58 57H56V61H55V57H54V54H52ZM61 53V52H60ZM60 53H57V54H60ZM63 53V52H62ZM78 53H79V55L81 56V58H82V61H81V58H79V55H78ZM89 53H90V55H89ZM20 54H22V56L20 55ZM87 54V55H86ZM92 54H93V56H92ZM115 54V55H114ZM116 54H119V57L116 55ZM138 53H134V55L136 56ZM158 54V55H157ZM159 54H161V55H159ZM218 54V55H217ZM249 54V55H248ZM250 54H251V56H250ZM22 57V59L23 60H19V57L20 56ZM50 55H53V59L52 60H49L48 59V57L50 56ZM67 55V56H66ZM85 55V56H84ZM111 55H113L112 57H111ZM139 55H141V53H139L136 57H138L139 59H143V58H145L144 56H139ZM155 56V57H153V56ZM221 55V56H220ZM64 56V57H63ZM70 56H72V59L70 58ZM87 56V58L86 59H88V60H86L85 59V57ZM94 56H96V57H94ZM147 57V58H145V60H148V59H152V58H150V57ZM158 56V57H157ZM164 56V57H163ZM223 56V57H222ZM20 57V58H21ZM41 57V59H39ZM50 57H52V56H50ZM49 57V58H50ZM65 57H69V58H65ZM75 57V58H74ZM89 57H90V60L92 61H94L95 59L97 60L95 63H93V64H99L98 66L97 65H93L92 64V62L89 60ZM91 57L93 58V59H91ZM108 57H109V59H108ZM115 57V58H114ZM117 57V58H116ZM143 57V58H142ZM160 57V58H159ZM248 57H249V59H248ZM250 57H251V60L252 61H254V63L253 62H251L250 61ZM62 58H65L66 60L64 61V59L62 60ZM103 58V59H102ZM155 58V59H154ZM165 60H164V59ZM253 58V59H252ZM47 59V60H46ZM68 59V60H67ZM70 59H71V61H70ZM74 59V60H73ZM76 59H79L78 61L76 60ZM102 60L101 62H100V60ZM161 59H163V60H161ZM171 59H173V60H171ZM255 59V60H254ZM75 60H76V62L78 63H82L83 65H81V64H79V65H75V64H77L76 62H75ZM86 60V62H83V61H85ZM152 60V62H154ZM169 60V62L172 64V65H174L173 66V68L175 67V68H178V69H180L179 70V72H180V74H181V76H179L180 74H179V72H178V74H177V71H178V69H176V74L174 73L175 72V70H173V69H170V67L172 68V65L170 66V63L169 64H167L168 61ZM171 60V61H170ZM174 60H176L175 62H173ZM210 60H212V61H210ZM216 60V61H215ZM217 60H221V62L223 63H220V61L217 63ZM223 60H224V62H223ZM42 61V62H41ZM49 61V62H48ZM52 61H53V63H52ZM58 61V62H57ZM69 61V62H68ZM74 61V62H73ZM90 61V62H89ZM149 61H151V60H149ZM164 61V63L167 65H165L164 63H162ZM184 61H186V62H184ZM210 61V62H209ZM215 61V62H214ZM226 61H230V62H226ZM251 62V63H248V62ZM256 61V62H255ZM41 62V63H40ZM51 62V63H50ZM67 62V63H66ZM118 62V61H117ZM115 63L114 64V62H112V64L113 65H109V67L107 68L106 67V69H111V70H113L114 68V66L116 67H119V62L118 63ZM173 62V63H172ZM184 62V67L186 68H181L182 67V65H181V63H183ZM187 62H189V63H187ZM196 62H198V63H196ZM212 62V63H211ZM101 63V64H100ZM177 63V65H175ZM193 63V64H192ZM198 64L197 66L199 67V65H201V69H200V67H199V69H198V67H197V70L199 71L198 73H197V71L195 72H192L194 69H192V68H195V66H196V64ZM210 63H211V65L213 66V63L215 64H217V65H219L220 67H222V68H224L222 71H224L223 73H222V71H221V73H219V75H220V77L222 78V79H226L227 80V82H229L228 84H227V82L225 81V79L224 80H222V79H219L218 77H219V75L218 74H214V71L212 70L213 68L211 67V65H210ZM48 64H51L50 66L48 65ZM90 64H92V65H90ZM163 64L165 65V66H163ZM206 64H207V66L209 67V65H210V67H209V69H208V67L206 66ZM230 64V65H229ZM244 65L243 66V70L241 71V68L240 67H238V66H241V65ZM8 65H11V67L10 66H8ZM12 65H13V67L15 68V66L16 65H18L17 67H16V69H17V71H15L14 72V68L12 67ZM178 65L180 66V67H178ZM190 65V67H188ZM223 65V66H222ZM226 65H228V66H230V68L227 66L226 67ZM231 65H233L234 66V69H233V67H232V69H231ZM7 66V67H6ZM49 66V67H48ZM81 66V67H80ZM150 66H152V64L150 65ZM194 66V67H193ZM206 66V67H205ZM218 66V67H219ZM6 67V68H5ZM8 67H10V68H12L13 69V71L12 72H10V74L8 73L9 71H10V68L8 69ZM36 67H42V69L41 68H39V69H41V70H43L44 69V71H41V72H44V74H46L47 75V73H48V76H45L43 73V75L45 76V77H43V78H45L44 80L42 79V77L41 76H39V75H41L40 74V70L38 69V68H36ZM69 67H70V69H69ZM71 67H72V70H71ZM76 67H77V69H76ZM78 67H80V68H78ZM85 67H87V68H85ZM101 67V69H102V71H101V69H99ZM116 67V68H117ZM155 67V66H154ZM242 67V66H241ZM38 70H36V69ZM51 70H50V69ZM76 70H75V69ZM113 68V69H112ZM115 68V69H116ZM157 68H158V70H161V71H163L162 72V74H159L160 72L159 71H157ZM163 68H165V69H163ZM169 69L168 71H169V75H168V72H167V69ZM206 68H207V70H206ZM228 68V69H227ZM237 68H239V70H240V72H239V70L237 69ZM246 68H248V69H246ZM250 68V69H249ZM252 68V69H251ZM8 69V70H7ZM15 69V70H16ZM83 69H81V70H79V74H81L82 73V71H83ZM89 69L91 70V71H89ZM99 71H98V70ZM187 69H189V70H187ZM191 69V70H190ZM204 69V70H203ZM211 69V70H210ZM229 69H230V71H229ZM237 69V70H236ZM256 71H255V70ZM5 70V71H4ZM6 70L8 71V72H6ZM19 70V71H18ZM37 72H36V71ZM50 70V71H49ZM70 70L72 71V73H71V75H70ZM74 70V71H73ZM171 70L173 71V72H171ZM210 72H209V71ZM245 70V71H244ZM251 70V74H250V76H249V74L248 73H246L247 71L249 72ZM254 70V71H253ZM37 73V74H39V75H35V76H38V77H36L35 78V76H34V74L33 73H35V72ZM95 71V72H94ZM96 71H98V72H96ZM201 71H202V73L205 71V72H207V73H203V74H201ZM253 71V72H252ZM258 71V73H256ZM39 72V73H38ZM50 72V73H49ZM209 72V73H208ZM212 72V73H211ZM220 72V71H219ZM226 72H228V73H226ZM256 73V75H255V73ZM35 73V74H36ZM78 73V72H77ZM213 74V75H211V74ZM241 73V74H240ZM244 73H246L245 74V76H247V77H245L243 74ZM103 77V78H105L106 76L105 75H107V76H109V77H106L105 79H103V78H101V76ZM156 74H157V76H156ZM171 74H172V76H171ZM174 74V75H173ZM206 74H209L210 76H207ZM259 74V75H258ZM83 76L82 77H85L84 76V73L82 74ZM176 75H177V77L179 76V78L180 77H182V78H180V79H185V81H190V80H192L194 83L196 82V79L198 80V78H196V77H200V79L199 80H201V81H203V80H205L204 82L206 83V80H207V82L210 84V82L212 83V85L210 86H208V87H206V86H202L201 88H196L195 90L193 89V88H191V89H189V91L187 90V91H185V92H182V91H180L178 88H179V86H180V84L182 83V82H184L183 80H182V82H180V83H178V81L177 80H179V81H181L179 78L177 79V78H175L176 77ZM207 77H211L212 78V81H211V78L209 79V78H207ZM217 75V76H216ZM224 75V76H223ZM253 75L254 76H256L257 77V75H258V77L257 78H260V77H262L260 80L262 81H259V79H257L256 77H253ZM50 76V77H49ZM87 76V75H86ZM96 76H98V77H96ZM162 76H164L163 77V79H164V81H165V83H167V87L164 85V89H163V82H162ZM170 76V77H169ZM175 76V77H174ZM187 76V77H186ZM196 76V77H195ZM252 76V77H251ZM260 76V77H259ZM41 79H40V78ZM49 78V82H50V84L48 83V82H46L47 80L46 79H48ZM65 77H67V79H65ZM81 77V76H80ZM153 77V78H152ZM159 77H160V79H159ZM186 77V78H185ZM205 77L207 78V79H205ZM250 77V78H249ZM112 78V79H111ZM158 78V79H157ZM175 78V79H174ZM196 78V79H195ZM214 78V79H213ZM37 79H39V80H37ZM65 79V80H64ZM98 79L100 80L99 82H97L98 81ZM102 79V80H101ZM106 79H108V80H106ZM111 79V80H110ZM177 79V80H176ZM217 79H219L218 81H217ZM37 80V81H36ZM41 80V81H40ZM43 80V81H42ZM46 80V81H45ZM70 80V81H69ZM104 80V81H103ZM220 80H222V81H220ZM246 80V81H245ZM62 81H66L65 82V85H63L64 84V82H62ZM102 81V82H101ZM105 81H109L110 83L108 84V82H105ZM217 81V82H216ZM219 81L221 82L220 83V85H219ZM224 81L226 82V83H224ZM248 81H250L249 83H247ZM36 82H41L40 84H39V86L36 84ZM42 82L44 83V84H42ZM214 82H216V83H214ZM252 82V83H251ZM258 82H260V83H262V84H259ZM49 85H48V84ZM74 83H73V87H74ZM79 83H81V81L79 80V82L78 83H76V86H77V84H79ZM173 84V86L174 87H176L177 88V91H176V88H174L173 87V89L175 90V92H172L173 91V89H171L170 87H172V84ZM217 83H218V85H217ZM245 83H247V84H245ZM42 84V85H41ZM45 84H47V86L45 85ZM60 84H62V85H60ZM111 84H110V86H111ZM158 84H160L158 87H157V85ZM162 84V85H161ZM214 84H216L217 86H216V88L215 87H212ZM222 84V85H221ZM248 84H250V86L248 85ZM252 84V85H251ZM42 87H41V86ZM227 85V86H226ZM257 85H259V86H257ZM263 87H262V86ZM60 86H61V88H60ZM161 86V87H160ZM170 86V87H169ZM222 86H224V87H222ZM36 87L39 89V90H37L36 89ZM92 87V88H91ZM212 87V88H211ZM228 87V88H227ZM232 87V88H231ZM254 87V88H253ZM69 88H71L70 90L72 91L73 89H72V87H69ZM75 88V87H74ZM213 88H215L216 90H214V92L216 91V92H218V93H214L213 92ZM262 88V89H261ZM43 89H45L47 92H44V90ZM167 89V90H166ZM193 89V90H192ZM202 90L203 92H201L200 90ZM211 89H212V91H211ZM235 89V90H234ZM250 89H251V93H250ZM35 90H37L36 92L37 93H39L38 91H41V93H43L44 92V95H45V93H46V95L49 97V95H50V97L51 98H49V100L48 99H45V98H48V97H46V96H44V99L43 100H45V102H47V100L49 101V104H48V102L47 103H43V100H40L39 99V97H40V94L41 93H39V96H37V98H35L34 99V97L36 96V94H35ZM57 90V91H56ZM66 90H67V86H66ZM160 90L158 91V90H156V92H160ZM165 90V91H164ZM218 90V91H217ZM233 90V91H232ZM253 90V91H252ZM192 91H194L195 92V94H194V92H192ZM205 91V92H204ZM208 91H210V94H209V92ZM248 91V92H247ZM56 92V93H55ZM155 92V91H154ZM189 92V93H188ZM208 92V93H207ZM234 94H233V93ZM59 94V95H55V94ZM165 93V94H164ZM173 93H178L177 95H174ZM182 93H186L185 95L183 94L182 95ZM221 93V94H220ZM230 95H228V94ZM232 93V94H231ZM236 93V94H235ZM250 93V94H249ZM252 93L253 94H255V95H252ZM207 94V95H206ZM215 94V95H214ZM249 94V95H248ZM155 95V97L153 98V96ZM161 95H166V99H164L163 100V97L164 96H161ZM208 95L211 97H208ZM251 95H252V97H251ZM258 95V96H257ZM82 96H84V95H82ZM172 96H174L173 98H172ZM177 96V97H176ZM217 96V97H216ZM57 97H61L60 98V100H59V98L57 99H55V98ZM178 97H181V98H178ZM182 97H185V98H187L186 100H185V98L183 99ZM214 97H216V98H214ZM218 97L219 98H221V99H218ZM9 98V104L8 105H10V109H9V111L8 112H6L7 110H5V113H6V115H7V118H6V116H4L5 114H4V109L2 110V107L4 108V107H6L7 108V104L5 105V101H7V99ZM33 98V99H32ZM159 98V97H158ZM165 98V97H164ZM197 98V99H196ZM202 98H203V100H202ZM246 98V99H245ZM154 99H156V100H154ZM177 99V100H176ZM199 99V100H198ZM211 99V100H210ZM245 99V100H244ZM249 100V101H246V100ZM254 99V100H253ZM40 100V101H39ZM54 100H58L57 102L56 101H54ZM148 100V99H147ZM151 100V101H150ZM159 100V99H158ZM180 100V101H179ZM195 100V101H194ZM225 100V101H224ZM260 100L262 101V103L260 102ZM34 101H35V104H34ZM42 101V102H41ZM160 101V100H159ZM186 101H187V103H186ZM210 101V102H209ZM41 102V103H40ZM53 102V103H52ZM151 102V103H150ZM164 102H163V105L165 106V104H164ZM172 102V103H171ZM193 102V103H192ZM215 102V103H214ZM259 102V103H258ZM161 102H159L158 104H160ZM189 103V104H188ZM201 103V104H200ZM208 103V104H207ZM212 103H213V105H212ZM217 103H220V104H217ZM222 103L226 106V104L228 103V106H229V108L230 109H232V111L230 110V111H228L227 110V108L223 105V107H224V110L227 112H225L224 113V110L223 109H221V108H219L220 106L219 105H222ZM244 103H246V105H243ZM261 103V104H260ZM38 104H41V105H38ZM48 104V105H47ZM53 104V105H52ZM56 104V105H55ZM59 104V105H60ZM94 104V107L96 108L97 106H95V105H98V104H95V102L93 103ZM152 105L153 104V106H150V105ZM157 104V105H158ZM162 104V103H161ZM185 106V107H189V105H190V107L188 108V109H192V107H194L193 108V111H188V109H186L185 107H183V108H181L182 106ZM185 104V105H184ZM263 104V105H262ZM3 105H5V106H3ZM46 105H47V107H46ZM58 105V106H59ZM146 105V106H145ZM148 105H149V107H152V108H149L148 107ZM176 107H175V106ZM179 105V106H178ZM194 105V106H193ZM205 105V106H204ZM209 107H208V106ZM234 105H237V106H241L240 107V109H239V107L237 108L236 106H234ZM45 106V107H44ZM48 106L50 107V108H48ZM181 106V107H180ZM192 106V107H191ZM199 108H198V107ZM207 106V107H206ZM214 107V109H213V107ZM215 106H217V107H215ZM244 106V107H243ZM247 106H248V108H250V109H248L247 108ZM252 106V107H251ZM36 107V108H35ZM99 107H100V105H99ZM97 108V109H100L101 108V110H103V108L106 110V108L108 109H111V110H107V113L110 115V116H112V114L113 113H115L117 110H118V107H116L115 109H117L115 112H113V109L111 108V107H100V108ZM148 107V108H147ZM160 107V106H159ZM197 107V109H200V111H199V113L201 114L202 113V115H200L199 116V114H198V110H196L195 108ZM201 107V108H200ZM222 107V106H221ZM246 107V109H244ZM259 107V108H258ZM13 108V110L12 111H10L11 109ZM41 108V109H40ZM55 108H54V110H55ZM143 108H147V109H149L148 111L149 112H147L146 110H143ZM186 110H185V109ZM203 108V109H202ZM226 108V109H225ZM234 108L237 110V109H239L240 111H236V116H237V113H238V116H239V118H241V116L244 118H241L242 120H239V118L238 117H236L235 118V114H232L233 116H231V114L230 113H235L233 110H234ZM251 108L252 109H254V111H255V113H254V111L252 110V112L254 113H252V112H249V111H251ZM262 108H263V110H262ZM35 109V110H34ZM39 109V110H38ZM46 109V111L44 112V110ZM114 109V110H115ZM181 109V110H180ZM202 109V110H201ZM207 109H209V110H211V109H213L214 111H216V110H222V112L221 111H216V112H214V111H207ZM241 109H242V111H244L245 110V112L243 113L242 111H241ZM257 109H258V111H257ZM42 110V111H41ZM57 110L58 111H61L60 110V106L56 109V111L54 112V113H52L51 115H53V116H51L50 115V113L48 114L49 115V118L50 119H52L53 118V120L54 121H59V118H60V120L63 118L62 117V115L63 114H61V113H63L62 111H61V113L59 114V113H57ZM119 110H120V108H119ZM118 110V111H119ZM142 110L143 111H145V112H142ZM179 110V112L181 111L182 112V110L183 111H186V112H183L185 115L187 114V113H190V115L192 116V115H196L195 114V112L194 111H196L197 112V117L198 118H200L201 119V121L202 122H204V123H202V124H204V125H201V123H200V126H198V124H197V120H198V118H196V116L194 117V116H190L192 119H195V123L197 124L196 126L198 127V128H196V126L193 124L194 123V121H193V123L191 122V120L189 121V120H183V119H185L186 117H189V116H186V117H180V116H178L177 114H176V112ZM15 111V112H14ZM34 111V112H33ZM36 111V112H35ZM41 111V112H40ZM117 111V115H119V114H121L122 113V111L120 110L119 112ZM160 113H159V112ZM163 111V112H162ZM168 111V112H167ZM203 111V112H202ZM208 112V114H209V112H211V113H214V114H216L217 112H221V113H224V114H227L226 115V117L228 116V115H230L231 116V118H235L236 119V121L235 122H232L231 123V121H233L234 119H230L229 117H227V118H229L230 119V122L228 121V120H226L227 118H224L225 117V115L224 114H222V117L221 118H219L220 116V114L221 113H217L215 116L216 117H214V119H215V121H214V123H213V121L211 120V118H213V116H214V114H213V116L210 118L209 116H211V115H207V113L206 112ZM258 113H257V112ZM10 112H13V114L12 113H10ZM44 112V113H43ZM157 112H158V115H157ZM181 112L179 113V115H181ZM194 112V113H193ZM205 112V113H204ZM240 112H241V116H240ZM248 112V114H249V117L252 119H254V116H255V114H256V118L257 117H259L260 116V118L258 119V120H256V118L254 119V120H256V122L257 123H255V121L253 120V124H251L252 123V120L249 118V117H245V116H248L246 113ZM8 113H10V114H8ZM147 113H150V114H147ZM35 116H34V115ZM123 114V113H122ZM132 114L130 113V115L132 116ZM161 116H160V115ZM166 114H164L165 115V117L167 116ZM171 114H172V116H171ZM181 115V116H185V115ZM30 115H32L33 117V120L31 119V117H30ZM57 115V116H56ZM99 115V114H98ZM116 115V116H117ZM163 115V116H164ZM169 115L173 118H171V117H169ZM254 115V116H253ZM39 116V117H38ZM115 116V114H114V116H112V117H116ZM135 116V117H136ZM137 116V117H138ZM202 116V117H201ZM219 116V117H218ZM224 116V117H223ZM251 116H253V117H251ZM11 117V118H10ZM15 117H16V119H18V120H14L15 119ZM34 117H36V118H34ZM57 118V120H56V118ZM94 117H96V116H94ZM141 116H139V118H140ZM144 117H142L143 119H144ZM194 117V118H193ZM219 118L220 120H218V119H216V118ZM9 118H10V120H9ZM28 118V119H27ZM39 119V121L41 122H39L38 121V119ZM43 118V117H42ZM168 118H171V119H168ZM179 118H181V120L179 119ZM203 118V119H202ZM237 118H238V120L240 121H238L237 120ZM250 120H249V119ZM5 119H6V121H5ZM27 119V120H26ZM35 119L39 122L38 124H39V126L37 125V121H35ZM50 119H47V120H49V121H47L46 120V122L44 123L45 124V126H46V124H48V122L49 123H52L51 121L52 120H50ZM153 119V120H154ZM163 119H164V117H163ZM161 120V121H167L166 120V118H165V120ZM176 119H179V120H176V122H175V120ZM197 119V120H196ZM199 119V120H200ZM213 119V120H214ZM223 119H225L224 121H223ZM246 119V120H245ZM247 119L250 121L249 123H250V125H252L253 126V129H254V126H256V125H258L259 124V127L260 128H262L261 130H263L262 132H261V130H256L257 128H259L258 126L253 130L252 129V126H250V125H248L247 124V126L248 127H251L250 129L248 128V129H245V131L243 130L244 129V124H245V121H247ZM27 122H26V121ZM145 120H147V119H145ZM204 120V121H203ZM211 120V121H210ZM216 120H217V122H216ZM245 120V121H244ZM13 121L16 123V124H14L13 123ZM21 121H22V123L24 122V124H22V125H25L24 127L23 126H21L20 124H21ZM179 121H181V122H179ZM183 121V122H182ZM185 121V122H184ZM186 121H187V123H186ZM207 121H208V123H207ZM219 121V122H218ZM223 123H222V122ZM238 121V122H237ZM241 121H243L242 123H241ZM26 122V123H25ZM44 122V121H43ZM153 122H156V123H160V121L158 120V122L156 121V120H154ZM188 122L190 123V125H191V123L195 126V128L196 129H198V130H202V127L204 126V128H203V132H205L206 134H208V132L210 131V129L211 130H213L212 128H216L217 129V127H214V125L216 124H220L221 123V127H222V124H224V125H227L228 126V124L230 125V126H228L227 128H231V130L232 131H234V132H231V130L230 129H226L225 128V130L223 129L224 127H226V126H223L222 128H221V131H223V133L222 132H220V128H219V130L217 129V131H219L218 133H216L217 131H215L214 130V132L216 133H213V131L211 132H209V134L208 135H206L207 136V138L205 137V135H203L202 134V132L199 134V132L197 133V130L196 131H194L193 129H192V126L193 125H189L188 124ZM228 122V123H227ZM237 122V123H236ZM263 122H264V120H263ZM19 123V125L21 126H19L20 128H16V127H18V126H16L17 124ZM29 123H28V126H29ZM54 123V122H53ZM165 123V122H164ZM178 123H184L183 125L184 126H182V125H180L179 126V124ZM199 123V122H198ZM212 123V124H211ZM226 123V124H225ZM234 123V124H233ZM242 125H241V124ZM244 123V124H243ZM247 123V122H246ZM6 124V125H5ZM44 124H42V126H40V130L41 129H43L42 131H44ZM187 124V125H186ZM206 124V125H205ZM214 124V125H213ZM5 125V126H4ZM12 125L14 126V128L13 129H15L16 128V131L15 130H11L12 129ZM212 125V127H210ZM237 125V126H236ZM239 125H241V126H239ZM3 126V127H2ZM44 126V127H43ZM185 126H187V127H185ZM190 126V127H189ZM207 126L210 128H207ZM217 126H219V125H217ZM241 127V128H243L242 130H240L239 129V127ZM247 126H245V128L247 127ZM24 129H23V128ZM31 127H27V129H31ZM185 127V128H184ZM234 127H236V128H238V129H236L237 130V132L238 131H242V132H238L239 134H236V135H234V133H237V132H235L236 130L234 129H232V128H234ZM183 128H184V132H182L183 131ZM189 128H191V130L194 132V134L193 133H191V131L189 130ZM207 128V129H206ZM22 129V130H21ZM30 129H29V131H27L26 130V132L25 133H23V134H25V135H28V136H30V137H33V138H35L37 135L39 136V134L40 133H37L36 132V130L34 129V127H32V129H31V133L33 134V136H32V134H28V132H30ZM35 131H34V130ZM204 129H206V130H208V131H205ZM18 130V131H17ZM19 130H20V132H19ZM162 130V129H161ZM182 132H180V131ZM185 130H187V132L185 131ZM188 130H189V132H188ZM226 130H229V131H226ZM247 130V131H246ZM6 131V132H5ZM11 131V132H10ZM22 131V132H21ZM33 131H34V133L36 132V134H35V137H34V133H33ZM172 131V130H171ZM254 131V138H252L251 137V135H253V132ZM256 131V132H255ZM15 132V133H14ZM16 132H17V134H16ZM41 132V131H40ZM46 132V130L44 131V133ZM180 134H179V133ZM185 132H186V134H188V133H190L191 134V137H190V135L188 134L186 137H188V138H185ZM196 132V133H195ZM228 132V133H227ZM11 133H13V135L11 134ZM27 133V134H26ZM43 132L41 133L42 135L44 134ZM173 133H175V137H173L172 138V135H173ZM204 133V134H205ZM210 133H212V136H211V134ZM252 133V134H251ZM256 133V134H255ZM5 134V135H4ZM184 136V138H185V140H184V138H182L183 136ZM195 134H196V136H195ZM197 134H198V136L199 135H201L202 134V136L204 137V138H202V139H205L206 138V140H204V146H202L203 144H200L201 142H203V141H201L202 139L201 138H199L198 136H197ZM223 134V135H222ZM3 135V136H2ZM42 135H40V136H42ZM209 135H210V137H212L211 138V140H213V141H210V137H209ZM250 136V138H251V140H252V148L254 147L255 149H256V147L254 146V145H257V150H258V146H261L262 147V149H260L259 148V150L260 151H255V149L253 148V149H249L250 148V146H251V141H250V138H249V141H247V142H249V143H245V141H246V137L247 136ZM163 136V137H162ZM167 136V137H166ZM182 136V137H181ZM193 136L195 137V138H193ZM201 136V137H202ZM190 137V138H189ZM198 137V138H197ZM259 138H260V136H258ZM258 137H256V139L258 138ZM2 138V139H1ZM169 138H171V139H169ZM175 138H177L176 140H175ZM181 138V139H180ZM219 138V139H218ZM221 138V139H220ZM223 138H224V140H223ZM234 138H236V140H237V138H238V140H237V143H235V139ZM239 138H241V140L239 139ZM245 138V139H244ZM164 139V140H163ZM173 139V140H172ZM182 139H183V141H182ZM189 139H191V140H189ZM192 139H193V141H192ZM227 139V140H226ZM229 139H231L232 141L230 142V140ZM1 140H3V141H1ZM163 140V141H162ZM171 140V141H170ZM175 140V141H174ZM260 140H261V138H260ZM167 141V142H166ZM174 141V142H173ZM180 141V142H179ZM192 141V142H191ZM197 141L199 142V143H197ZM217 141H219V142H217ZM221 141V142H220ZM255 141L256 142H258L257 144H255ZM163 142V143H162ZM182 142H184L183 144H181ZM188 142H190L189 144H188ZM208 142H211V144L210 143H208ZM227 144H226V143ZM177 145H176V144ZM186 143V144H185ZM192 143H193V145H192ZM224 145H223V144ZM230 143L232 144L231 146H233L234 145V143H235V145H236V148L238 147V149H236V148H234L235 147V145L233 146V148L232 147H228V146H230ZM135 145H133V147L135 148H133L134 149V154H133V158L135 159V157L136 156H142V158L143 159H145L144 160V164H145V167H148V164L147 163H149L148 162V160H149V158L150 157H148V156H150L151 154V149H150V144L148 143V141L147 140H145V142H135L134 143ZM142 144V145H141ZM147 144H149L148 146H147ZM179 144H181V145H179ZM188 144V145H187ZM195 144L197 145V147H198V145H199V148H197L196 146H195ZM205 144L207 145L206 146V148H204V150H203V147H205ZM209 144V145H208ZM217 145V146H215V145ZM240 144V145H239ZM141 145V146H140ZM220 145H222L223 147H224V149H223V147L222 146H220ZM226 145V146H225ZM238 145V146H237ZM247 145V146H246ZM248 145H249V148H248ZM166 146V147H165ZM189 146V147H188ZM202 147V150L204 151H202L201 150V147ZM214 146V147H213ZM142 147V148H141ZM180 147V148H179ZM181 147H183V148H181ZM197 149H196V148ZM211 147V148H210ZM219 148V150H218V152L215 150L216 148ZM227 149H226V148ZM19 148H21V150L23 149V150H25L24 148H22V147H19ZM113 148V147H112ZM146 148V149H145ZM164 148V149H163ZM185 148V149H184ZM221 148L223 149V150H221ZM148 149H150V150H148ZM180 149V150H179ZM181 149H182V151H181ZM192 149V150H191ZM226 149V150H225ZM228 149H229V151H228ZM230 149H232V150H230ZM233 149H234V152H233ZM236 149V150H235ZM248 149H249V151H248ZM114 150V149H113ZM142 150V151H141ZM179 150V151H178ZM197 150L199 151V153L201 154L202 153V155L200 156V155H198L199 153L197 152ZM208 151V150H213V151H211V155L209 156V157H212V156H214V157H212V158H214L215 159V161H214V159H210L211 161L209 162V161H204V160H206V155L207 154H205V156H204V153H205V151ZM241 151L242 153H240V152H236V151ZM140 151H141V153H140ZM146 151H147V153H146ZM170 151V152H169ZM223 151H225L228 155H229V153H230V155H231V153L234 155V154H236V156L234 155V156H231V158H232V160H231V158L229 159V160H226V158L228 157L227 155H224L225 154V152H223ZM230 151H232V152H230ZM143 152V153H142ZM150 152V153H149ZM183 152V153H182ZM195 152V153H194ZM264 152V151H263ZM102 153H104L103 151H102ZM178 153H179V155H178ZM196 153H197V155L199 156V157H197L196 156ZM217 153H220L221 154V156L220 157H222V154H223V157H225V156H227V157H225V159H224V161L226 160V161H228L227 163H225L223 160H221L222 158H219L217 161H218V163H217V161H216V157L218 158V156H216L215 154H217ZM240 153V154H239ZM254 153H256V154H254ZM98 154V153H97ZM97 154H93V155H96V157L95 156H93V158L95 157V159L97 158V162H99V161H101V159H102V161H104V159H106V158H103V156H101L102 154H98V156H97ZM143 154H144V156H143ZM146 154V155H145ZM150 154V155H149ZM165 154V155H164ZM173 154H174V156H173ZM190 154V156L188 157V155ZM208 154H210L209 152H208ZM220 154H217V155H220ZM247 154V153H246ZM263 153H260V154H258V156L257 157H259L258 159L259 160H262V158L264 157L263 155H262ZM100 155V156H99ZM187 155V156H186ZM192 155V156H191ZM195 155V156H194ZM229 155V156H230ZM251 155H249V153H248V155L246 156H244V155H242L243 157V159L242 160H244V161H242V163L244 164L245 163V161H247V159H246V157H248L249 159H248V164L250 165V164H252L253 166L252 167H255V168H253V169H256V165H258V167H259V165L261 164L260 162L261 161H258L257 160V157L256 158H254V157H252ZM167 156H168V159H170V160H168V162H167ZM238 156V158H239V160L238 159H236V157ZM260 156H263V157H261V159H260ZM180 157V158H179ZM182 157V158H181ZM192 157H193V159H192ZM194 157H197V158H194ZM203 157H205L204 159H203ZM208 157V156H207ZM209 157L207 158L208 160H209ZM132 158V159H133ZM148 158V159H147ZM246 160H245V159ZM250 158H254L255 159V161L256 162H254V161H252V162H250L252 159H250ZM100 159V160H99ZM108 159V158H107ZM106 159V161H104V162H101V164L103 165V166H105V164L107 165V160ZM132 159H129V161L131 160L132 162V165L134 166V162H133V160ZM183 159V160H182ZM188 159V160H187ZM192 159V160H191ZM195 159V161H197V162H195L194 164L193 163H191V161L193 162V160ZM199 159H200V161L202 160V162H200L199 161ZM228 159V158H227ZM253 159V160H254ZM164 160V161H163ZM191 160V161H190ZM220 160V161H219ZM236 160H238V161H236ZM250 160V161H249ZM93 161V160H92ZM95 160H94V162H93V164L94 163H97ZM185 161V162H184ZM190 161V162H189ZM204 161V162H203ZM213 161V162H212ZM86 162V161H85ZM107 162V163H106ZM191 163L190 164V167H189V164H186V165H182V163ZM209 162V163H208ZM214 162H215V166H216V168H215V166H211V164L210 163H212V165L214 164ZM219 162L221 163V165L219 164ZM224 162V163H223ZM253 162H254V164H253ZM129 163V162H128ZM183 163V164H184ZM197 163H200V164H197ZM206 163H207V165L208 164H210V165H208V167H207V165H206ZM217 163V164H216ZM231 163V162H230ZM232 164L231 163V165L233 166H237L236 164ZM239 163V162H238ZM242 163H240V164H242ZM255 163H257L256 165H255ZM260 163V164H259ZM130 164V163H129ZM204 164V165H203ZM219 164V165H218ZM224 164V165H223ZM240 164H239V167H240ZM247 164V163H246ZM96 166H99V167H101L100 166V163H98V164H95ZM95 165L93 166V167H95ZM194 165H198V167H197V169L196 170H198V172H199V174H197L198 172H196V170L195 171H192V169L194 170L195 168H196V166L194 167ZM231 165L229 164V166L231 167ZM255 165V166H254ZM102 166V167H103ZM186 166V167H185ZM201 166V167H200ZM207 168H206V167ZM209 166H211L212 167V170L211 171H213L214 170V168H215V170L217 169L220 173H218L219 175H221V177H219V175H218V178H217V175L214 173V172H211L209 169H211V167L209 168ZM217 166L219 167L220 166V168H217ZM242 166V165H241ZM251 166V165H250ZM191 167H194V168H191ZM203 167H204V169H205V171H206V169H207V172L209 173V171L211 172V173H209V175H208V173H207V175L206 176H209V177H211L212 176V173H214L213 174V176L210 178L211 180H213L214 182L212 183V181H210V179L208 178V179H205V171H203L204 169H203ZM238 167V166H237ZM242 167H244V165L242 166ZM251 167V168H252ZM257 167V168H258ZM104 168V167H103ZM102 168V169H103ZM106 168V167H105ZM185 168V169H184ZM200 168H202V170L200 169ZM209 168V169H208ZM222 168H223V173H222ZM246 168V166L244 167V169ZM247 168H248V166H247ZM260 168V167H259ZM258 168V169H259ZM94 169V168H93ZM96 169H99L98 167H96ZM182 169V170H181ZM221 171H220V170ZM240 170L241 169H243V168H239ZM253 169H251V170H253ZM214 170V171H215ZM216 170V171H217ZM227 170V169H226ZM168 171V172H167ZM184 171V172H183ZM200 171H201V173H200ZM215 171V172H216ZM217 171V172H218ZM260 171V170H259ZM166 172V173H165ZM186 172V173H185ZM195 172V173H194ZM216 172V173H217ZM167 173H168V176L169 177H167L166 175H167ZM187 173H188V177H187ZM194 173V175H195V178H194V180H193V176H192V174ZM205 173V174H204ZM186 174V175H185ZM191 174V175H190ZM202 174H204L203 176H201ZM182 175V176H181ZM197 175H200V176H197ZM242 175H243V173H242ZM182 177V178H181ZM198 177V178H197ZM204 177V178H203ZM215 177H216V179L218 180V181H216V180H214L215 179ZM192 178V179H191ZM202 178V179H201ZM207 178V177H206ZM214 178V179H213ZM245 177H243V179H241V180H245L244 179ZM164 179V180H163ZM184 179V180H183ZM189 179H191V180H189ZM197 179V180H196ZM202 181H201V180ZM203 179H204V181H203ZM220 179H225L224 181H222V183H218V182H221L220 181ZM237 179V180H236ZM248 180H249V178H247ZM73 180L74 181H72L73 182V186H77V187H79L80 185V188H78L77 190H76V186L74 187V188H72L71 190H72V193L74 192V193H76V194H78L77 195V199L78 200H80V202H84V204H88L89 202H93L94 201V199L93 198H91V195H89L90 197H88L87 195L88 194H91L90 192H91V189L90 190H88L90 187H87L85 184H80L79 185V183H77L76 182V179H74L73 178ZM164 182H163V181ZM166 180V181H165ZM168 180H169V183H166V182H168ZM183 180V181H182ZM201 181V183H200V181ZM207 180H209V182L211 183H207L206 181ZM248 180H246V182L248 181ZM179 181H181V183H179ZM191 181V182H190ZM193 181V182H192ZM198 181V182H197ZM215 181H216V183H215ZM74 182H75V185H74ZM183 182V183H182ZM185 182H186V184H185ZM188 182V183H187ZM203 182H205V183H203ZM225 182V183H224ZM158 183H160V182H158ZM78 184V185H77ZM180 184V185H179ZM189 184V185H188ZM201 184V185H200ZM229 184H230V186H229ZM179 185V186H178ZM181 185H183L182 186V189H181ZM208 187H207V186ZM217 185V186H216ZM227 185V186H226ZM234 185H236V186H234ZM205 186V187H204ZM226 186V187H225ZM229 186V187H228ZM231 186H232V189H231ZM243 186V187H242ZM85 187V188H84ZM172 187V188H171ZM173 187L175 188V189H177L176 191H178L179 189V192H177L176 193V191H175V189L173 190ZM197 187V188H196ZM222 187V188H221ZM236 187H238V188H236ZM82 188H84V190H82ZM88 188V189H87ZM109 188H111V187H109ZM202 188V189H201ZM227 188H229V190L228 191H224V189L225 190H227ZM239 188L241 189V190H239ZM244 188H246L245 189V191H244ZM85 189H86V191H87V194H86V191H85ZM98 189H99V187H98ZM106 190H108V192L109 193H112L113 192V188H111V190H109L108 188H105ZM171 189V190H170ZM194 189V190H193ZM208 189V190H207ZM243 189V190H242ZM74 190V191H73ZM80 190H81V192H80ZM172 190H173V192H172ZM198 190V191H197ZM204 190H205V192H204ZM253 190V191H252ZM255 190V191H254ZM257 190V191H256ZM77 191V192H76ZM83 191V192H82ZM85 191V192H84ZM209 191V192H208ZM218 191V192H217ZM220 191V192H219ZM89 192V193H88ZM186 192V193H185ZM198 192V193H197ZM215 192H216V194H215ZM239 192V193H238ZM82 193V194H81ZM214 193V194H213ZM226 193V194H225ZM256 193V194H255ZM178 194H180V195H178ZM202 194V195H201ZM207 194V195H206ZM231 194V195H230ZM252 194V195H251ZM83 196V197H81V196ZM85 195V196H84ZM196 195V196H195ZM211 195V196H210ZM223 195V196H222ZM78 196H80V197H78ZM87 196V197H86ZM182 196V197H181ZM185 197V199H184V197ZM249 196V197H248ZM250 196H251V198H250ZM86 199H85V198ZM203 197V198H202ZM212 197V198H211ZM224 197H225V199H224ZM231 197V198H230ZM236 197V198H235ZM81 198L83 199L84 198V201L82 200L81 201ZM180 198V199H179ZM222 198V199H221ZM235 198V199H234ZM250 200H249V199ZM89 199V200H88ZM182 199V200H181ZM213 201H212V200ZM220 199H221V201H220ZM227 199V200H226ZM86 200V201H85ZM168 200V201H167ZM204 200V201H203ZM218 200V201H217ZM247 200V201H246ZM249 200V201H248ZM89 201V202H88ZM188 201V202H187ZM189 201H191V202H189ZM212 202H213V204H212ZM235 202V203H234ZM185 203V204H184ZM194 203V204H193ZM216 203V204H215ZM237 203H239V204H237ZM180 204L181 205H183V206H180ZM197 204V205H196ZM207 204V205H206ZM199 205V206H198ZM205 205H206V207H205ZM215 207H214V206ZM236 205H237V207H236ZM202 206V207H201ZM220 207V208H219ZM204 208L205 209H207V210H204ZM210 208V209H209ZM223 208H224V210H223ZM235 208H237L236 210H234ZM187 209H189V210H187ZM215 209H216V211H215ZM218 209V210H217ZM225 209L227 210L226 212H225ZM241 210V211H240ZM189 211V212H188ZM203 211V212H202ZM213 211V212H212ZM198 212V213H197ZM207 212V213H206ZM239 212H240V214H239ZM206 213V214H205ZM214 214V215H213ZM217 214V215H216ZM224 214V215H223ZM246 214V215H245ZM243 215V216H242ZM213 216V217H212ZM262 220L264 221V219H263V217H262ZM260 221V223L262 224L263 223V221ZM253 223H255V222H253ZM215 225V226H214ZM256 224H254L253 226H255ZM200 240H203V239H196L195 241L196 242H199ZM189 242V243H188ZM187 245H186V248H188L189 247V249H190V247H191V242H190V239H187V241L185 242ZM185 243H184V245H185ZM188 246V247H187ZM185 246H184V252H185ZM262 261V262H261ZM258 262H260V264L261 263H263L264 262V260H263V258H259L258 259ZM190 263H194V262H187V261H185L183 264H190ZM195 264V263H194ZM264 264V263H263Z\"/></svg>",
    "mask_w": 264,
    "mask_h": 264
}]
</instances>
